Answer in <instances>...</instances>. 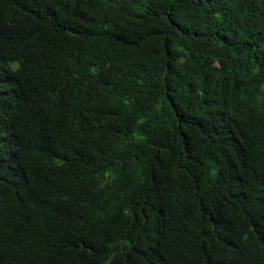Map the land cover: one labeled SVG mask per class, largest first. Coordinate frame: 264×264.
I'll use <instances>...</instances> for the list:
<instances>
[{"label": "trees", "instance_id": "16d2710c", "mask_svg": "<svg viewBox=\"0 0 264 264\" xmlns=\"http://www.w3.org/2000/svg\"><path fill=\"white\" fill-rule=\"evenodd\" d=\"M0 264H264V0H0Z\"/></svg>", "mask_w": 264, "mask_h": 264}]
</instances>
